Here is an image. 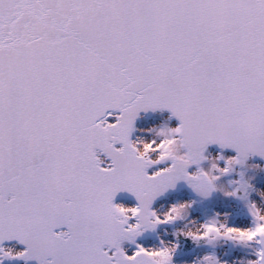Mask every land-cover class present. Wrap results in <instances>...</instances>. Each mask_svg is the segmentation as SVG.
<instances>
[{"label":"snow or ice","instance_id":"6c2138e0","mask_svg":"<svg viewBox=\"0 0 264 264\" xmlns=\"http://www.w3.org/2000/svg\"><path fill=\"white\" fill-rule=\"evenodd\" d=\"M149 110L180 123L163 125L142 156L133 133ZM211 144L237 154L221 153L226 166L210 175ZM255 155L264 157V0H0V264H173L123 244L149 218L172 219L152 205L177 182L200 192ZM122 191L138 203H117ZM250 210L256 230L228 232L264 242V219ZM12 240L26 247L13 255ZM256 259L264 264V247Z\"/></svg>","mask_w":264,"mask_h":264},{"label":"rangeland","instance_id":"374dc122","mask_svg":"<svg viewBox=\"0 0 264 264\" xmlns=\"http://www.w3.org/2000/svg\"><path fill=\"white\" fill-rule=\"evenodd\" d=\"M143 121H139L137 124L136 130L133 133V139H136L139 136H144L148 139L153 138V133L144 131L145 129L152 128L153 126L160 127L165 124L170 126H178L176 121L167 115V113L160 112L150 117H145ZM223 153L225 158L234 156V154L225 152L223 150H214L209 149L206 152L208 157H219ZM219 164L223 167L226 166V159L219 160ZM259 165V167H254ZM202 166L205 169L211 167V159L205 160L202 163ZM200 166L194 168L196 171ZM241 172L245 174L246 177L250 179L252 185L255 186V189L259 191H252L248 200H245L241 195L231 196L225 194L223 191L216 190L214 196L210 200L203 199L199 195L194 194L189 188H185L181 191L169 194L159 202L155 207L159 210L160 205L163 207L161 210L166 211L170 208V205L183 202L180 197L187 199V201H195L193 204L188 220L192 217L197 219L200 223H204L207 220L216 217L219 215L223 217L227 215L229 226L231 227H241L247 228L252 227L255 224V218L251 213L249 207V201L256 202L260 205H264V196L260 195L261 191H264V163L256 162L254 160H249L243 166H236L235 170L230 173L220 176V179L217 180L218 184L226 185L231 188L236 187V181H239L241 178ZM217 174H219L217 172ZM129 207L135 206L132 203H124ZM159 210V211H161ZM186 221L179 220L174 223H161L158 225V230L154 235L143 239L141 241H126L123 246L127 250L128 254H133L138 245H143L147 248H153L161 246L159 239L161 236L167 235V241L178 243L179 247L174 254L173 264H193V261L197 257H203L204 255L215 253L218 255L222 261H227L228 264H238L241 260H251L257 258V251L259 249L258 242H249V244H240L233 242L231 240H224L215 245L208 244L204 247L197 248L192 252L184 253L182 251L183 242L178 238L183 233L177 235V229L183 228ZM244 224V225H242ZM155 238V240L153 239Z\"/></svg>","mask_w":264,"mask_h":264},{"label":"clouds","instance_id":"9594fccd","mask_svg":"<svg viewBox=\"0 0 264 264\" xmlns=\"http://www.w3.org/2000/svg\"><path fill=\"white\" fill-rule=\"evenodd\" d=\"M161 127L162 126L160 127L153 126L152 128L144 130V131L153 133L152 139H148L144 136H139L135 139L134 146L137 147V149L140 151V154L142 156L149 155L148 146L150 142H153L159 139L158 132ZM164 147L167 150H171L175 147V145L169 143V144L164 145ZM152 151H156V149H152ZM219 157H209L208 159H211V165L213 163L219 164V160H220ZM155 159L158 160L159 157H155ZM254 167H259V165H255ZM208 170L211 175V167ZM240 181H242V183L236 184L235 188H231L226 185L218 184L217 181L202 182L203 186L201 188V191L198 193L203 197H208L213 193V191L220 190V191H223L227 195H229V193H232L231 196H236L235 194L236 189L239 188L240 190L239 194L241 195V197L245 200H248L250 193L252 191H259L255 189V186L251 184L250 179L246 177L245 174L243 177L240 178ZM260 195L264 196V191H261ZM194 203L195 201L177 202V203L172 204L171 207L168 208L166 211L159 212V211L154 210V213L155 215L164 217V218L171 216L172 219L166 223H174L179 220L186 221L183 228L177 229V235H179L180 233H183L184 236L191 237L193 240H195L198 243L201 241H204L208 244L215 245L224 240H231L233 242L240 243V244H245V245L249 244V241H247V238H246V234L244 237H242L239 231L233 232V233L228 232V228L231 226H229L227 215H224L223 217H220L219 215H217L216 217H213L204 223H200L198 220H188V217L190 215V210ZM250 205H255V208L258 210L257 214L261 217V219H264V205H260L256 202L249 201V207ZM173 208H175V211H173ZM257 223L258 222L255 219L254 226L244 228L245 233L250 232V231H255ZM160 224L161 223H157L156 221L151 220V218H149L148 229L154 230ZM209 224L216 225L217 227H219V231L218 232L212 231V232H209L207 236H204V233L208 232V229L205 227V225H209ZM252 242H258L259 245H261L260 248L264 247V242H261L260 240L252 241ZM178 247H179L178 243L164 241L162 242L161 246L149 248V251L159 252V259L164 261V260H168L174 257V254L176 253ZM7 251L12 253L13 255H16L19 253L20 250H17L14 247H8ZM193 264H228V262L222 261L221 258L213 252V253L204 255L203 257H197L196 260L193 261ZM238 264H261V261L257 259H251V260L246 259V260L239 261Z\"/></svg>","mask_w":264,"mask_h":264},{"label":"water","instance_id":"95a60500","mask_svg":"<svg viewBox=\"0 0 264 264\" xmlns=\"http://www.w3.org/2000/svg\"><path fill=\"white\" fill-rule=\"evenodd\" d=\"M157 111H160V110H156V111H152V110L144 111V112H141V114H146V115L150 116V115L154 114ZM166 111H169L171 113L170 110H166ZM141 114H140V116H141ZM140 116L138 117L137 121L139 120ZM174 118L179 121L178 118H176V117H174ZM137 121H136V123H137ZM209 147H214L216 149H224L225 151L233 152L235 155L237 154L235 149H232V148H221V146L219 144H211V145L208 146V148ZM101 156H105L106 157V155L103 154V153H101ZM250 157H252L255 160L264 162V157H261L259 155L250 156ZM106 159H107V157H106ZM194 166H197V165H192L190 167V169L192 167H194ZM186 186H189L195 193L199 194L188 181L181 180V181L177 182V184H176L175 187L168 189L166 192H164L163 194H161L160 196H158L156 198V200L154 201L153 205H155L158 201L162 200L167 194L172 193V192H175V191H178V190H180V189H182L183 187H186ZM213 193H214V191H213ZM213 193L210 196L204 197V198L210 199L211 196L213 195ZM120 201L132 202L134 204H137L138 203L137 198L135 197V195L132 194V193H130V192H127V191H122L121 193L118 194V196L116 198V202H120ZM63 228H64V230H66L67 229V226L65 225V226H63ZM156 229H154V230L153 229H148V230L144 231L139 237H137L136 240H141V239H143V238H145V237L153 234L156 231ZM60 230L61 229H57V231H60ZM13 242H18L21 246L26 247V245L20 243L18 240L7 241L5 243H13ZM206 244L207 243L204 242V241H201V242L198 243L195 240L186 239L185 247H184L183 251L189 252V251L194 250L197 247L204 246ZM260 247H261V245H260ZM21 262H24L25 264H39V262L37 260H16V261H6L5 263H13V264H16V263H21Z\"/></svg>","mask_w":264,"mask_h":264},{"label":"bare ground","instance_id":"6f19581e","mask_svg":"<svg viewBox=\"0 0 264 264\" xmlns=\"http://www.w3.org/2000/svg\"><path fill=\"white\" fill-rule=\"evenodd\" d=\"M145 117H147V116H142L140 121H143L144 119H146ZM180 198H181L183 201H187V199H185V198H183V197H180ZM161 205H162V204H161ZM161 205H160V207H159V210H161V209L163 208ZM170 207H171V205H170ZM153 209L156 210V211H159L156 207H154ZM159 212H163V211L161 210V211H159ZM189 220H197V219H195L194 217H192V218H190ZM242 225H244V224H242ZM166 236H167V235H164L163 237L161 236V238L159 239V242H160L161 245H162V242L168 240V239L166 238ZM153 237H155V235H154ZM153 239L155 240V238H153ZM6 246H7V247H14V248H16L17 250H23V249H24L23 247L19 246L17 243L7 244Z\"/></svg>","mask_w":264,"mask_h":264}]
</instances>
